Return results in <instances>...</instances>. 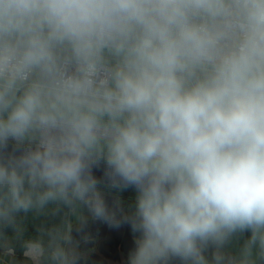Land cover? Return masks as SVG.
I'll return each instance as SVG.
<instances>
[{
	"label": "clouds",
	"instance_id": "obj_1",
	"mask_svg": "<svg viewBox=\"0 0 264 264\" xmlns=\"http://www.w3.org/2000/svg\"><path fill=\"white\" fill-rule=\"evenodd\" d=\"M89 218L264 264V0H0V260L87 264Z\"/></svg>",
	"mask_w": 264,
	"mask_h": 264
},
{
	"label": "flooded vegetation",
	"instance_id": "obj_2",
	"mask_svg": "<svg viewBox=\"0 0 264 264\" xmlns=\"http://www.w3.org/2000/svg\"><path fill=\"white\" fill-rule=\"evenodd\" d=\"M120 197L123 206L127 207L132 203L134 190L127 189L120 193ZM106 199L111 203L113 197L106 196ZM82 235L88 237L86 242L81 243L82 251L88 255L87 264H125L126 254L134 243L130 226L115 228L101 221H93L91 218ZM15 259L23 264L24 257L19 247ZM0 264H4V261L0 260Z\"/></svg>",
	"mask_w": 264,
	"mask_h": 264
},
{
	"label": "water",
	"instance_id": "obj_3",
	"mask_svg": "<svg viewBox=\"0 0 264 264\" xmlns=\"http://www.w3.org/2000/svg\"><path fill=\"white\" fill-rule=\"evenodd\" d=\"M94 174L97 176V177H101L103 175V166H101V168L99 170H95L94 171ZM131 189V188H129ZM134 190V189H132Z\"/></svg>",
	"mask_w": 264,
	"mask_h": 264
},
{
	"label": "trees",
	"instance_id": "obj_4",
	"mask_svg": "<svg viewBox=\"0 0 264 264\" xmlns=\"http://www.w3.org/2000/svg\"><path fill=\"white\" fill-rule=\"evenodd\" d=\"M32 231V228H31V226H29V232H31Z\"/></svg>",
	"mask_w": 264,
	"mask_h": 264
}]
</instances>
